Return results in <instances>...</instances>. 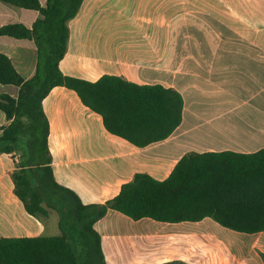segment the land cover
I'll use <instances>...</instances> for the list:
<instances>
[{
  "label": "crops",
  "instance_id": "0c3cea01",
  "mask_svg": "<svg viewBox=\"0 0 264 264\" xmlns=\"http://www.w3.org/2000/svg\"><path fill=\"white\" fill-rule=\"evenodd\" d=\"M39 17L37 11L0 2V28H32ZM68 25L67 53L60 63L65 75L161 85L184 100L183 120L173 134L140 148L109 133L101 116L74 91L56 87L50 92L43 107L54 179L84 204L115 198L137 173L164 181L189 152L264 149V0H83ZM0 53L23 79L36 74L33 40L1 36ZM18 93V87L0 84V97ZM9 123L0 111V129ZM18 161V154H0V238L61 236L56 211L36 218L15 194L12 175ZM94 228L106 264H264V252L256 251L264 249V242L258 244L264 232L238 233L211 218L134 221L111 210Z\"/></svg>",
  "mask_w": 264,
  "mask_h": 264
},
{
  "label": "trees",
  "instance_id": "16d2710c",
  "mask_svg": "<svg viewBox=\"0 0 264 264\" xmlns=\"http://www.w3.org/2000/svg\"><path fill=\"white\" fill-rule=\"evenodd\" d=\"M39 12L32 28L8 24L0 37L33 40L38 48L36 74L23 79L0 53V84L19 88L16 98L0 97L9 125L1 128L0 154H18L12 178L15 194L26 211L39 219L58 213L61 236L0 238V264H106L95 224L109 211L134 221L200 222L211 218L238 233L264 232V149L185 154L170 176L158 181L137 173L120 193L104 204H84L75 192L54 179L49 150V120L43 101L56 87L74 91L81 102L101 116L106 130L143 148L169 138L183 120L184 100L173 88L141 86L117 76L97 82L65 75L60 63L67 53L69 22L83 0H0ZM79 243L83 253H79ZM264 262V253H261ZM166 264H183L180 262Z\"/></svg>",
  "mask_w": 264,
  "mask_h": 264
},
{
  "label": "rangeland",
  "instance_id": "374dc122",
  "mask_svg": "<svg viewBox=\"0 0 264 264\" xmlns=\"http://www.w3.org/2000/svg\"><path fill=\"white\" fill-rule=\"evenodd\" d=\"M264 242V234L263 235H260V237H258V244H262ZM264 244V243H263ZM260 246V245H259ZM219 249V251L221 250V254H229V251L227 250V249H224V248H222V247H219L218 248ZM264 250V249H263ZM262 250V248H256V251L258 252V253H260V252H264ZM255 250H253V253H255L254 252ZM79 253L80 254H84L83 253V248H82V245L79 243ZM96 264H99V260L98 259H96Z\"/></svg>",
  "mask_w": 264,
  "mask_h": 264
}]
</instances>
